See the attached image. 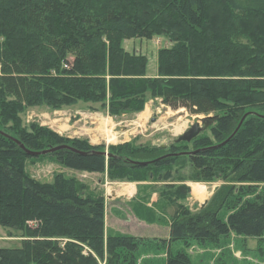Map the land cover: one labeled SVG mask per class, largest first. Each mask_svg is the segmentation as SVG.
Segmentation results:
<instances>
[{"label": "trees", "instance_id": "1", "mask_svg": "<svg viewBox=\"0 0 264 264\" xmlns=\"http://www.w3.org/2000/svg\"><path fill=\"white\" fill-rule=\"evenodd\" d=\"M155 35L174 44L157 49L150 76L147 55L123 40ZM38 91L53 108L107 99L111 114L159 96L172 108L212 112L210 135L162 147L124 142L105 154L43 125L15 134L0 127V225L21 236L0 247V264H136L143 247L167 250L165 264H191L170 244L264 234V0H0V93L28 102ZM20 143L69 147L31 155ZM46 156L117 179L157 170L165 181L172 165L188 163L187 179L224 182L200 210L170 214L167 237L149 238L106 230L103 196L82 192L77 178L41 181L26 170L27 158ZM189 192L183 183L170 195Z\"/></svg>", "mask_w": 264, "mask_h": 264}, {"label": "rangeland", "instance_id": "2", "mask_svg": "<svg viewBox=\"0 0 264 264\" xmlns=\"http://www.w3.org/2000/svg\"><path fill=\"white\" fill-rule=\"evenodd\" d=\"M173 44V39L164 35H155L151 38H131L125 46L130 47V50L132 47L136 49L141 47V51L148 55L149 71L155 72L157 49L171 47ZM41 92L38 91L28 102H19L7 93H0V127L15 134L19 131L31 130L35 125H43L69 137L86 138L91 144H97L105 151L109 150L110 145L124 142H129L134 146L142 144L151 147L165 146L174 141L183 130L196 120L203 126L199 134L210 135L211 121L208 125L204 124L202 120L205 116L212 115V112L209 114L194 113L183 106L172 108L164 104L159 96L149 94L147 96L149 106L144 105L140 111L111 114L107 107V99L105 101L78 99L71 104L53 108L44 102ZM69 122H73V125L68 126ZM59 124H62L61 128ZM180 126L181 129L175 132V127L179 128ZM187 164L172 165L174 174L171 179L164 181L156 180L157 170H154L153 174L150 172L149 175L143 173L144 171L137 172L134 175L140 177L137 179L125 176L122 179H117L110 178L106 172H91L64 167L52 156L25 160L26 170L41 181L53 180L56 174L73 176L85 186L82 192L94 191L101 194L104 199V214L109 213L111 217H114L115 211L113 210L116 208L126 209L143 221V224L151 225L153 223L158 226L167 223L169 226L170 214L176 209L181 211L185 207L194 212L200 210L209 201L215 190L214 187L224 182L222 179L210 181L187 179ZM183 183L190 186L188 194L185 196L170 195ZM193 183L201 185L205 193L199 195L192 186ZM123 184H135L136 186V191L129 199L122 192ZM116 190L119 191L117 199L109 200V196ZM154 215L159 218L157 219ZM112 231L115 232V230ZM155 232L158 233L156 230L152 231L151 228L143 230L145 235L151 237ZM161 232H163L162 229L159 233ZM20 240L19 230L0 225V247L18 246ZM213 242L204 245L192 242L188 246H184L181 241H176L170 248L172 251L178 247L185 248L190 255L191 264H264V234L261 237H252L231 232L218 243ZM139 252L136 264H151L149 260L158 261L159 259H162L159 264H165L167 257L165 249L156 251L143 247ZM161 253H163L162 258L158 256Z\"/></svg>", "mask_w": 264, "mask_h": 264}, {"label": "crops", "instance_id": "3", "mask_svg": "<svg viewBox=\"0 0 264 264\" xmlns=\"http://www.w3.org/2000/svg\"><path fill=\"white\" fill-rule=\"evenodd\" d=\"M131 40V38H127L123 40V44H124V48L128 51H133V52H137V53H143L141 51V47H139L138 49H136L135 47H132V49L130 50V47L125 46V44L127 42H129ZM145 55H147L146 53H143ZM148 57V55H147ZM149 61V59H148ZM157 68V66H156ZM156 74L155 72H150L149 68H148V64H147V75L153 76ZM152 100V99H151ZM145 106H149L148 101L145 103ZM80 119V118H79ZM60 125V124H59ZM73 122H69L68 126H72ZM62 124L59 126L61 128ZM177 127H175L174 131L178 132L181 129V126L179 127V129H176ZM59 131V130H58ZM184 131V130H183ZM132 185V186H131ZM122 192L124 193L125 197L127 199H129L134 192L136 191V186L135 184H123L122 186ZM121 193V192H120ZM119 194V191H114L112 193L111 196H109V200H115L117 199L116 196ZM114 212V217H111V215H109V213L105 214V229L108 231H112L115 230V232H125V233H131V234H135V235H142V236H149L150 235H145L143 233V230L146 229H150L152 231L156 230L158 231V233L160 232V230L162 229L163 232L161 233H153L154 235H152V237H167L169 235V226L168 223L166 225L163 226H158L156 224H151L149 225L148 223L143 224V221H140V219H138L136 216H134L133 213H131L129 210H120L119 208H116ZM121 211V212H120ZM169 222V221H168ZM149 225V226H148ZM112 229V230H111ZM172 244H170L171 246ZM158 256H161V258L163 257V253L159 254Z\"/></svg>", "mask_w": 264, "mask_h": 264}, {"label": "water", "instance_id": "4", "mask_svg": "<svg viewBox=\"0 0 264 264\" xmlns=\"http://www.w3.org/2000/svg\"><path fill=\"white\" fill-rule=\"evenodd\" d=\"M208 116L210 117L211 115H207V116H205L203 118L202 121L204 122V124H208L209 123L208 122V118H209ZM202 127L203 126L199 123V121L196 120L195 122L191 123L181 134H179L176 137V140L177 141H181V140L190 141L192 138H194L196 135H198L202 131ZM230 136H228L225 140H223L222 142L218 143L217 145L225 142L227 139L230 138ZM20 146L22 148H24L25 152L28 153V154L39 155V154H43V153H46V152H49V151H54V150H56V149H58L60 147L67 146V145L51 146V147L44 148V149H41V150H32V149L25 148L22 143H20ZM67 147H69V146H67ZM70 148H72V147H70ZM100 152H104L105 154H108L106 151H100ZM183 152H190V151H181V152H177V153H183ZM216 187L217 186H215L214 189H216ZM205 202H203V203H205Z\"/></svg>", "mask_w": 264, "mask_h": 264}, {"label": "bare ground", "instance_id": "5", "mask_svg": "<svg viewBox=\"0 0 264 264\" xmlns=\"http://www.w3.org/2000/svg\"><path fill=\"white\" fill-rule=\"evenodd\" d=\"M177 129H179L177 127ZM113 137V136H112ZM192 186L194 187V189L196 190V192L199 194V195H203L205 192L202 190V186L201 185H197V184H192Z\"/></svg>", "mask_w": 264, "mask_h": 264}]
</instances>
